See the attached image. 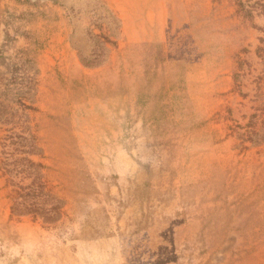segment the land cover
<instances>
[{
  "label": "rangeland",
  "instance_id": "1",
  "mask_svg": "<svg viewBox=\"0 0 264 264\" xmlns=\"http://www.w3.org/2000/svg\"><path fill=\"white\" fill-rule=\"evenodd\" d=\"M0 264H264V0H0Z\"/></svg>",
  "mask_w": 264,
  "mask_h": 264
},
{
  "label": "trees",
  "instance_id": "2",
  "mask_svg": "<svg viewBox=\"0 0 264 264\" xmlns=\"http://www.w3.org/2000/svg\"><path fill=\"white\" fill-rule=\"evenodd\" d=\"M13 196H10V198H13V206H11L12 207V210L18 209V207L22 206V207H24V209H18L19 211H21V212L22 211L23 212H29L31 210V207H37L33 203H30V204H26L25 205V201L20 203V202H18L16 200L17 197H22V196L23 197H30L31 195L29 193L22 194V193H19V192H15V194Z\"/></svg>",
  "mask_w": 264,
  "mask_h": 264
}]
</instances>
